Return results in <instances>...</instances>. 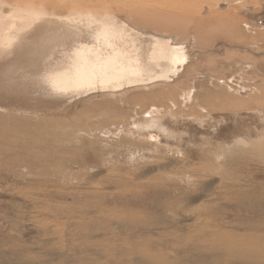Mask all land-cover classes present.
Returning <instances> with one entry per match:
<instances>
[{
    "label": "rangeland",
    "instance_id": "rangeland-1",
    "mask_svg": "<svg viewBox=\"0 0 264 264\" xmlns=\"http://www.w3.org/2000/svg\"><path fill=\"white\" fill-rule=\"evenodd\" d=\"M42 1L55 10L51 12L58 14L54 18L57 21L68 17L70 0H59L58 5L51 2L56 0ZM88 1L102 5L121 2L127 4L122 7L125 12L141 11L138 14L148 13L146 17L160 14L157 18H164L159 23L155 18L150 19L157 23L141 21L147 30L126 24L130 34L143 40L141 52L147 55L154 47L152 41L160 40L169 43L166 49L183 60L167 61L171 65L166 70L149 66L143 76L151 81L129 85L132 90L128 86L93 88L70 94L34 89L36 72L44 74L42 52L35 57L38 66L29 63L32 67L24 57L28 48L0 64V82L4 85H0V264H25L27 260L26 264H77L74 255L83 258L88 252L101 264H172L178 253L188 250L181 239L195 230H209L210 221L198 219L204 206L195 199L211 191L212 182L221 178L219 173H238L248 176L249 181L264 183V173L258 167L262 162L256 153L247 156L248 149L239 147L226 157L228 161L245 157L239 160L241 167L223 165L215 157L227 147L215 146L205 138H191L187 132L197 127L189 119L206 115L211 130L219 128L226 135L241 121L237 131L243 142L264 143V0H224L227 7L221 8L223 11L216 10V1L222 0ZM39 13L53 16L46 9ZM25 15L38 13L29 10ZM172 16H181L191 25L177 22L179 29L168 28V20V24L163 20ZM81 24L73 32L56 37L61 47L51 52L55 55L48 63L56 64L60 53L75 41L90 43L86 35L95 25L86 20ZM2 30L13 31L10 26ZM193 36L195 42L191 41ZM178 38L186 41L174 45ZM18 40L12 44L26 43ZM189 92L195 95L192 103L183 99ZM205 109L206 114L201 115ZM153 112L176 128L166 143L157 138L153 141L143 132L146 118ZM129 160L135 163L129 166ZM187 206L196 209L190 221L181 214L186 213ZM182 207L186 211H180ZM157 214L167 219H161V225H155L160 219ZM30 222L37 231L23 232V225ZM41 231L50 235H38ZM84 231H90L87 241L76 237ZM178 239L181 241L176 243ZM107 250L111 251L108 256Z\"/></svg>",
    "mask_w": 264,
    "mask_h": 264
},
{
    "label": "bare ground",
    "instance_id": "bare-ground-1",
    "mask_svg": "<svg viewBox=\"0 0 264 264\" xmlns=\"http://www.w3.org/2000/svg\"><path fill=\"white\" fill-rule=\"evenodd\" d=\"M34 1H36V2H34ZM22 2H26L28 4H23ZM51 2L58 5L57 3L65 2V0H61V2H59V0L51 1ZM31 3H33V4H31ZM223 3H224V0L216 1V8H217L216 10L217 11H223L221 8L227 7V6H225V4L223 5ZM65 4H67V3H65ZM123 5H125V4H122L121 2H118V3L113 4V5H111V4L102 5L100 2H99V4L98 3L95 4V3L90 2L88 0H70L69 6L67 5L68 8L66 7L67 8L66 14L69 13L68 17L65 18V20L57 21L54 18L58 14L53 12L55 10H53V8L50 6V4L48 2L46 3L42 0H18V1L15 0L12 2L7 1V0H0V61H1L0 64L3 62L6 63L7 59L9 57L15 55V54L16 55L22 54L25 51V48H28L24 57L26 56L27 60H29V61H27L28 64L31 63L32 65L34 64L35 66H38L37 62L39 59L37 60V58L35 59V57L37 56V54H39V52H42L41 53L42 57H41L40 61H42L44 63L43 64V66L45 67L43 69L44 74H42L40 71L36 70L37 72L35 75L36 76L35 81H36V85L38 88L35 86L36 88L34 87V89L37 90V92H38V90H40V91H43L45 93H53V91H54L56 93H61V94H70V93H73L74 91L78 92L81 89L92 90L93 88H98V89H102V90H111V89H117V88H122V87L128 86V89L132 90L133 88L132 87L129 88V85H138L139 83H144L147 80L151 81L150 79H147V77L143 76L146 69L149 66H150L149 67L150 69L157 68L160 70H166L171 65L167 61H172V59H177V58L179 61L183 60L182 57H178V55H176L174 52H171V51L166 49L167 45L169 43H162L160 40H153L152 41V45H154V47L152 48L151 52L148 53V55L145 52H141L142 46H143L142 45L143 40L132 37V35L130 34V28L126 24H130V25L134 24V25L138 26L139 28L147 30V27L145 25L144 26L141 25V24H143L141 21H149V20L155 21V19H156V20H158V23H159V22H161V21H159V19L162 20V18H164V17L161 16L162 18L158 19L157 17L160 14H154V15H156V18H155L151 15V13H150V16L148 15V17H146L148 13H146V15H145V13L144 14L143 13L138 14V12H141V11L134 13V12H131L132 11L131 9H130L131 10L130 12L129 11L125 12L124 11L125 8H122V7H124ZM204 8L207 11L212 10L208 6H204ZM42 9L48 10L53 16L49 17L45 14L39 13ZM4 10H7L6 14H5ZM29 10L31 12L36 11L38 13V15L37 16H33V15L23 16V14H28ZM51 10H53V11L51 12ZM142 14L145 16V18ZM165 17H167V16H165ZM150 18H155V19H150ZM84 20L87 21V24L89 23L90 25H95L94 31L89 32V34L86 35V36L90 37V40H91L90 43L88 42L85 44H81L80 42L75 41V43H72L73 45L70 48H67L66 50L64 49L65 51L63 53H60L59 61H57L56 64L53 65L51 63H48L50 61V59L52 57H54V55H55L54 53H51V52H53L57 48L61 47V45L59 43H57L56 37L64 34L65 32L68 34L73 32V30L78 28L80 25H83L81 23L84 22ZM167 20H168L169 24H168V22H166ZM184 20L185 19L181 18V16L180 17L172 16L171 18L168 17V19L165 18L163 20L164 21L163 23L168 24L167 25L168 28H170L169 27L170 25H171V27L176 26L175 29H179V27H177V25H179V23L180 24L183 23L186 26L191 25L189 22H187L186 20L184 21ZM177 22H179V23H177ZM155 23H157V21H155ZM175 23L177 25H175ZM182 25H180V26H182ZM7 26L12 27L13 31L11 33H6L4 30H2V29H5ZM212 28H213V26L209 30L208 29H206V30H208V32H212ZM204 31L205 30H203V32ZM203 32L201 31L202 34L206 33V32H204V33ZM32 33H34V35ZM166 33H169V32H166ZM201 33H199V34H201ZM172 34H173V32H172ZM207 34L210 35L211 33H207ZM17 35H19V36H17ZM178 37H179V35H178ZM185 38H186V35H185ZM191 38H193V40H191V41L195 42L194 36ZM16 39H19L18 40L19 42L25 41L26 43L22 44L20 46H18L17 44L13 45L12 43ZM180 39L178 38V39L174 40L173 44L179 45L180 43L184 42V40H185L182 38H180ZM96 43L100 44V46H99L100 48L96 46L97 45ZM105 45H106V47H104ZM194 46H190V47L194 48ZM101 47H103V48H101ZM13 48H14V50L12 52H10ZM200 54H202V53H200ZM166 58L168 60H166ZM46 63H48V65ZM90 63H101V64H105V65L114 64L117 67V69H123L125 71L124 78L120 79V80H116V81H114L112 83H108V84L96 83L93 86L89 87L83 83V80H84L87 64H90ZM31 64H29V65H31ZM187 66H189V65H187ZM15 68H17V67H15ZM0 69L2 70V67H0ZM29 72L31 74H33L32 70H29ZM133 72H137L138 75H133L132 74ZM155 73H154V75H155ZM40 74H42V75H40ZM156 76H157V74H156ZM162 76H165V75H161L160 77H162ZM156 78H158V77H156ZM32 79H34V78H32ZM152 81H155V80L152 79ZM39 82L41 83V85L45 84L44 86H46V88L42 87ZM33 83H35V82H33ZM0 85L2 86V82H0ZM154 85H155V83H154ZM150 86H151V84H150ZM2 87H4V85ZM122 89H121V91H122ZM30 90H32V88H30ZM33 92H35V91H33ZM96 93H95V95H96ZM107 95L113 96V93L112 94L109 93ZM183 97L182 98L184 99L185 102L189 101L190 103H192L191 100L194 99L195 95H193L192 92H189L186 95H183ZM171 99H172V97H171ZM173 100H174V98H173ZM174 102H176V101H173V104L176 107V103H174ZM47 103L49 104V102H47ZM206 110L207 109L200 111V114H201V112L202 113L204 112L203 114H206V112H205ZM155 114L156 113L153 112L152 114L148 115V117L146 118L147 121H145V123H144V125H146V126H143L142 128L144 130L143 129L142 130L144 133L146 131V133L148 135L152 136L153 141H155V139L157 138V140H159V141H161L160 139H162V143L165 142L166 140L168 142V140L172 138V136L174 134L173 131H176V128L175 127L172 128V126H171L172 124L168 120H166V118H162L161 116H159V117L155 116ZM207 114H208V111H207ZM161 119H163L161 122V125L163 127H166V128H163V129L160 128L159 122ZM189 122L190 123L195 122V124L197 126V127H194V129L191 131L186 130L189 134V137L199 138V139L205 138L207 140L214 141L212 143H214L215 146L218 145L220 147H225V148L227 147L226 148L227 150L222 151V152L219 151V153H222L221 155H224V157H225V159L222 160L224 162V164L222 163L223 165H226V163H227V165L229 164L230 166H233V167L235 166L236 168H238V167L240 168L241 165L239 163V160L241 158H245V157H239V159L237 161H235L234 159H233V161H228L227 157H228V153H234L236 151V149L238 151L239 147H241L242 149H248V150H246V151H248L247 156L249 153H252V152H254V154L256 153L254 156L259 157L261 161H259V160L258 161L262 162L261 163L262 165H259L258 167L260 168V172L264 173V169H263L264 168V148H262V146H264V143H262V141L261 142H255V141L254 142H248V141L243 142L244 138L237 131L239 126L243 125V123H241V121H239V123L235 126L236 129L231 127L230 132L227 133L226 135H224L225 132L221 133L222 129H219V128L215 129L214 128L213 130H211V127H210L211 120H210V118H207L206 115L196 117L195 119L191 118V119H189ZM136 128L138 129V127H136ZM186 129H191V128H186ZM138 131H140V130H138ZM236 140L238 142H235L234 143L235 147L232 148L233 142H231V141H236ZM171 141H173V139ZM216 154H218V153H216ZM226 155H227V157H226ZM216 162H217V160H216ZM209 166H211V165H209ZM211 167H213V166H211ZM261 167H262V169H261ZM213 169H214V167H213ZM148 171H150V170H148ZM213 172L215 173V171H213ZM43 173H44V171H43ZM215 174H217V173H215ZM219 174H220L221 178H219L218 180L215 179L216 181L212 182L213 183L212 186L214 188L213 187H212V189L209 188L211 191L208 190L209 191V192L207 191L208 193L206 191H204V193L206 192V194H202L200 197L197 196L198 198H196V199L194 198L195 196H193V198L196 201H198L197 202L198 204H202L204 206L202 211L199 213L200 218H198V219L205 218V220L210 221L209 225L207 226L209 228V230L208 231H206V230H195V231L191 232L192 233L191 235H188V236L186 235L187 237L185 236V238H183L181 240H182L183 245L188 250L181 252V254L178 253L176 255L178 258H175L173 263L170 262L168 259H164V260H168L172 264H264V183H257L254 181H249L248 176L239 175L238 173L232 174V173L227 171V172L219 173ZM263 178H264V175L262 176V179ZM258 180H259V178H258ZM260 181H262V180H260ZM207 182H208V180H207ZM210 184H211V182H210ZM207 185H206V190H207ZM203 187H202V189L205 190V188H203ZM208 187H210V186H208ZM186 189H188V188H186ZM181 190H180V192H181ZM215 190L217 192H215ZM198 191H200V190H198ZM202 193H203V190H202ZM177 194H178V192H177ZM195 200L193 202H195ZM190 202H192V201H190ZM191 204H193V203H191ZM211 205L213 207H210ZM187 207H188L187 211L184 210L183 207L181 208L180 211H182V209H183V211H186V213H181V214L185 215L184 218H187V219H189L188 221H190L193 219L194 214H195L194 212L196 209L194 207H191V206L190 207L192 209H190L189 206H187ZM159 210L162 212L161 208ZM161 214H163V213H161ZM161 214H159V215L157 214L158 218H160V219L155 222V225L163 224L161 219H163V218L165 219V217H162L163 215H161ZM85 216H87V215H85ZM91 219H93V218H91ZM165 220H167V219H165ZM98 222H99V220L97 221V223ZM79 228H81V225ZM77 229H78V227H77ZM22 231L23 232L32 231L35 233V231H37V230H36V226H35L34 222L33 223L30 222V223H28V225H23ZM90 231H91V229H90ZM90 231H86V232L84 231L85 234H83V235L79 234V235H76V237H78L79 239H83L84 241H87L91 237L90 233H89ZM96 232H98V230ZM37 234L38 235L43 234V235H47V236L50 235V234H46V232H44V231L37 232ZM73 237H75V235ZM48 238L49 237H47V239ZM33 239H34V237H33ZM181 240L180 239L176 240L177 241L176 243H179V241H181ZM32 242H33V240H32ZM171 245H172V243H171ZM79 246H80V244H79ZM42 247H43V245H42ZM81 247H82V245H81ZM174 247H176V246H174ZM30 248H32V247H30ZM47 249H49V248H47ZM102 249H103V247H102ZM69 252L70 251H68L67 254ZM74 252H75V250H74ZM110 252L111 251L108 252V250L105 251V253H106L105 255L106 256H108V254L110 255ZM194 252H197V254L196 255L193 254ZM98 253H96V254H98ZM67 254H66V256H67ZM72 254H77V253H72ZM101 254H102V251H101ZM37 255H40V253ZM66 256H64V258ZM90 256L93 257V255H91V253L89 254V252L83 258L74 255V257L76 258L75 262H78L77 264H101L98 259H92ZM107 258H109V257H106V259ZM109 260H111V259L109 258ZM7 261H9V260H7ZM22 262H24V261H21V263ZM26 262H28V260ZM26 262H25V264H26ZM111 262H109V263H111ZM56 263H58V262H56ZM162 263H160V262L155 263L154 262L151 264H162ZM166 264H167V262H166Z\"/></svg>",
    "mask_w": 264,
    "mask_h": 264
},
{
    "label": "snow or ice",
    "instance_id": "snow-or-ice-1",
    "mask_svg": "<svg viewBox=\"0 0 264 264\" xmlns=\"http://www.w3.org/2000/svg\"><path fill=\"white\" fill-rule=\"evenodd\" d=\"M133 75H138L133 72ZM125 71L117 69L114 64L90 63L87 64L83 83L91 87L96 83L108 84L123 79Z\"/></svg>",
    "mask_w": 264,
    "mask_h": 264
},
{
    "label": "clouds",
    "instance_id": "clouds-1",
    "mask_svg": "<svg viewBox=\"0 0 264 264\" xmlns=\"http://www.w3.org/2000/svg\"><path fill=\"white\" fill-rule=\"evenodd\" d=\"M162 120H163V119L160 120V122H159V126H160V128L163 129V128H166V127H163V126L161 125ZM238 140H239V139H238ZM236 141H237V140H236ZM236 141H234L233 144H234ZM230 145H231V144H230ZM215 159L219 162V161L224 160L225 157H224V155H217V156L215 157ZM134 163H135V162L132 161V160H129V161H128L129 166H132Z\"/></svg>",
    "mask_w": 264,
    "mask_h": 264
}]
</instances>
